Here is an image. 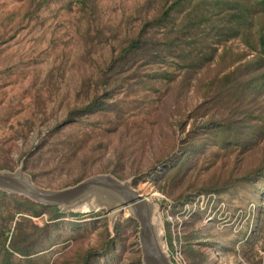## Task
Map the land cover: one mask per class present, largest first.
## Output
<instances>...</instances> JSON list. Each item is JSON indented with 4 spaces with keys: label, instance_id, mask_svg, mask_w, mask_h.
Listing matches in <instances>:
<instances>
[{
    "label": "rangeland",
    "instance_id": "1",
    "mask_svg": "<svg viewBox=\"0 0 264 264\" xmlns=\"http://www.w3.org/2000/svg\"><path fill=\"white\" fill-rule=\"evenodd\" d=\"M173 1L0 0V171L111 175L148 196L172 264H264V0H182L146 24ZM104 197L50 220L0 195V248L14 234L28 254L0 264H143Z\"/></svg>",
    "mask_w": 264,
    "mask_h": 264
},
{
    "label": "water",
    "instance_id": "2",
    "mask_svg": "<svg viewBox=\"0 0 264 264\" xmlns=\"http://www.w3.org/2000/svg\"><path fill=\"white\" fill-rule=\"evenodd\" d=\"M0 191L35 204L65 209L76 208L92 197L106 196L112 199V202L105 197L103 200L111 215L123 214L127 210L128 216L138 223V243L143 264H172L159 243L148 196L139 194L129 182L119 181L111 175H94L64 189H49L34 184L21 170L0 171Z\"/></svg>",
    "mask_w": 264,
    "mask_h": 264
},
{
    "label": "trees",
    "instance_id": "3",
    "mask_svg": "<svg viewBox=\"0 0 264 264\" xmlns=\"http://www.w3.org/2000/svg\"><path fill=\"white\" fill-rule=\"evenodd\" d=\"M181 1L182 0H174L170 6H168L164 10L162 9V12H160V14L158 16H155L151 22H147L146 24H151L152 22L155 24H161V23L167 22L171 18L173 10L178 6V4ZM147 26H149V25H147ZM142 33H143V31L135 37V40H133L128 47L123 49L124 53L127 54V52L131 48H133V47L137 48L142 43L147 41L143 37ZM237 79H238L237 73L234 71H230V72L226 73L225 75H223L221 78L213 81L211 84H212V87H216V89L220 92H228L230 89H232V87H234L232 83L234 81H236ZM0 195L10 197L13 200L14 204L17 207H19V208H17V210L29 212L31 216H38L42 213L43 210L48 212V214H49L48 218L50 220H54V219H57V218L62 216V213H60V211H59V207H56V206L46 207L43 205L35 204V203H33V202L23 198V197L7 194V193L2 192V191H0ZM14 217L15 216L12 215L11 219L13 220ZM129 219L132 220L131 218H129ZM21 224H22V222L16 223V229H17V231H19L18 236L19 237H22V236L25 237V235H22V233L19 230ZM20 235H22V236H20ZM22 238H20V239H22ZM16 239H17L16 235L14 236V234H13V237L10 239V242L7 246L5 245V243H2L1 248H0V252L3 254V257L7 258L8 256L12 255L13 253H18L21 255H28L21 250V248L19 247V245L17 243L18 239L17 240ZM81 264H83V263H81Z\"/></svg>",
    "mask_w": 264,
    "mask_h": 264
},
{
    "label": "built area",
    "instance_id": "4",
    "mask_svg": "<svg viewBox=\"0 0 264 264\" xmlns=\"http://www.w3.org/2000/svg\"><path fill=\"white\" fill-rule=\"evenodd\" d=\"M207 199H209L210 201H211V205L213 206L214 205V203L217 205V197H216V195L215 194H209L208 195V197H207ZM220 206L222 207V208H224V204L222 203V202H220ZM172 222V221H171ZM180 241V240H179ZM173 243H174V245H175V255H176V257L179 259V260H181V259H183V257H182V243H181V241L180 242H178L177 243V241H172Z\"/></svg>",
    "mask_w": 264,
    "mask_h": 264
},
{
    "label": "bare ground",
    "instance_id": "5",
    "mask_svg": "<svg viewBox=\"0 0 264 264\" xmlns=\"http://www.w3.org/2000/svg\"><path fill=\"white\" fill-rule=\"evenodd\" d=\"M123 214H127V210H125Z\"/></svg>",
    "mask_w": 264,
    "mask_h": 264
}]
</instances>
